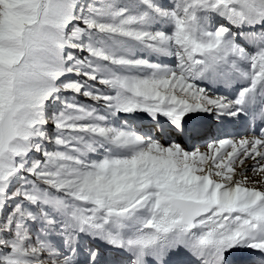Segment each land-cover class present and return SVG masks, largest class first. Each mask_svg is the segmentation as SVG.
<instances>
[{
    "label": "snow or ice",
    "instance_id": "snow-or-ice-1",
    "mask_svg": "<svg viewBox=\"0 0 264 264\" xmlns=\"http://www.w3.org/2000/svg\"><path fill=\"white\" fill-rule=\"evenodd\" d=\"M0 264H264V0H0Z\"/></svg>",
    "mask_w": 264,
    "mask_h": 264
},
{
    "label": "bare ground",
    "instance_id": "bare-ground-1",
    "mask_svg": "<svg viewBox=\"0 0 264 264\" xmlns=\"http://www.w3.org/2000/svg\"><path fill=\"white\" fill-rule=\"evenodd\" d=\"M249 163H251V161H249Z\"/></svg>",
    "mask_w": 264,
    "mask_h": 264
}]
</instances>
